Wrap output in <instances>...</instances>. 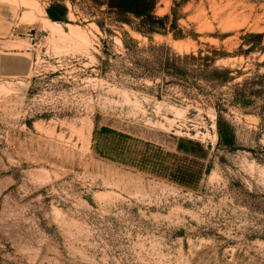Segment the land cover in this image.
I'll return each mask as SVG.
<instances>
[{"label": "rangeland", "instance_id": "1", "mask_svg": "<svg viewBox=\"0 0 264 264\" xmlns=\"http://www.w3.org/2000/svg\"><path fill=\"white\" fill-rule=\"evenodd\" d=\"M105 2L0 0V264H264V0Z\"/></svg>", "mask_w": 264, "mask_h": 264}, {"label": "trees", "instance_id": "2", "mask_svg": "<svg viewBox=\"0 0 264 264\" xmlns=\"http://www.w3.org/2000/svg\"><path fill=\"white\" fill-rule=\"evenodd\" d=\"M155 0H106L107 12L113 14L120 21L130 25L129 17L140 21L132 28L139 33H151L155 31L154 24H162L163 21L152 15ZM98 7L101 2H94ZM66 8L59 4H53L47 10V16L54 22L62 21L66 15Z\"/></svg>", "mask_w": 264, "mask_h": 264}, {"label": "bare ground", "instance_id": "3", "mask_svg": "<svg viewBox=\"0 0 264 264\" xmlns=\"http://www.w3.org/2000/svg\"><path fill=\"white\" fill-rule=\"evenodd\" d=\"M11 2V1H10ZM51 25H57L56 23H52Z\"/></svg>", "mask_w": 264, "mask_h": 264}]
</instances>
